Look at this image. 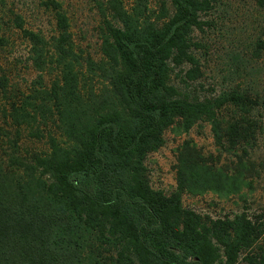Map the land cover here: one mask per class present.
<instances>
[{
	"label": "rangeland",
	"instance_id": "obj_1",
	"mask_svg": "<svg viewBox=\"0 0 264 264\" xmlns=\"http://www.w3.org/2000/svg\"><path fill=\"white\" fill-rule=\"evenodd\" d=\"M52 1L66 16V41H57ZM173 12L170 0H0V76L7 79V92H0L2 171L14 172L15 180L32 173L49 182L45 160L60 167L64 155L75 157L74 148L82 150L84 141L76 129L112 118L132 131L137 120L121 91L117 74L122 60L111 54L109 31L112 27L145 31L161 26ZM197 20L200 27H191L185 35L186 56L181 62L173 60L176 49L167 56L163 94L191 104L213 102L230 93L248 95L256 101L248 110L257 124L253 140L234 143L227 133L217 139L213 123L204 117L189 125L175 119L162 130L160 147L141 148L127 156L112 154L109 160L130 189L155 205L167 204L173 211L167 220L177 230L182 225L177 212H191L207 228L208 220L232 221L243 215L264 233V3L213 0L197 13ZM27 32L37 37L31 40ZM64 90H73L76 97ZM12 103L28 110L27 124L12 123L8 117ZM213 110L222 130L241 115L240 109L226 103ZM188 158L197 168L192 176L184 171L187 182L179 188L177 173ZM26 166L30 168L24 172ZM78 206L85 220L89 215L97 218L90 228L79 224L76 232L82 239L74 248L80 264H124L123 257L131 264H156L130 243L131 234L123 229L128 219L122 213L82 206L80 199ZM209 242L210 263L229 264L224 242L217 238ZM258 246L264 248V234L251 251L259 253ZM233 264H247L244 250Z\"/></svg>",
	"mask_w": 264,
	"mask_h": 264
},
{
	"label": "trees",
	"instance_id": "obj_2",
	"mask_svg": "<svg viewBox=\"0 0 264 264\" xmlns=\"http://www.w3.org/2000/svg\"><path fill=\"white\" fill-rule=\"evenodd\" d=\"M212 1L170 0L174 12L161 26L145 31L110 29L111 54L122 60L123 69L117 74L121 91L137 120L132 131H127L112 118H99L89 127L76 129L78 138L81 136L84 141L82 150L74 148L75 157L64 155L60 167L57 163L53 165L52 160H45L46 172L51 176L49 182L32 173L27 178L15 180V173L11 170L4 173L0 165V264H80L74 248H79L82 239L76 237V232L82 224L90 228L97 218L89 215L84 219V211L78 206L79 199L82 206L116 210L126 216L128 221L124 220L123 229L127 231L126 235L131 234L130 243L156 264H211V238L224 242V255L229 264H233L236 254L242 250L247 264H264V248L258 246L259 253L251 251L264 234L263 230L252 225L245 216L232 221L208 220L210 228H207L193 213L177 212L182 223L177 230L167 220L173 212L167 204L155 205L130 189L119 177L115 162L109 160L112 154L127 156L141 148L151 151L160 147L162 130L175 119H183L189 125L204 117L213 123L217 139L227 133L232 134L234 143L253 140L257 124L248 116V110L256 105V101L248 95L230 93L213 102L191 104L163 94L167 89V56L176 49L173 59L176 64L186 56L185 35L191 27H200L197 13L206 10ZM259 2L264 3V0ZM52 4L59 29L57 41H66V16L57 3L52 1ZM26 34L31 40L37 37ZM186 58L192 61L191 57ZM6 81V77L0 76L2 94L7 92ZM64 94L76 97L73 90H64ZM222 103L241 110L240 118L227 124L225 130L216 121V110H213ZM27 111L12 103L8 117L20 127L29 122ZM187 160L189 162H183L177 173L179 188L187 182L184 171H189L192 176L197 168L193 158ZM25 168L30 167H24V172L27 171ZM123 263L133 262L123 257Z\"/></svg>",
	"mask_w": 264,
	"mask_h": 264
}]
</instances>
